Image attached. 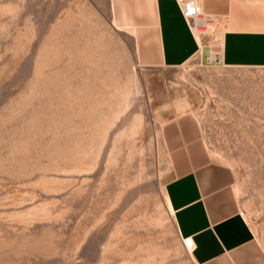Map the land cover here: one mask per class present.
Here are the masks:
<instances>
[{
    "label": "rangeland",
    "instance_id": "obj_1",
    "mask_svg": "<svg viewBox=\"0 0 264 264\" xmlns=\"http://www.w3.org/2000/svg\"><path fill=\"white\" fill-rule=\"evenodd\" d=\"M134 36L107 0H0V264H195L165 194L181 94L264 263V68L147 66Z\"/></svg>",
    "mask_w": 264,
    "mask_h": 264
},
{
    "label": "crops",
    "instance_id": "obj_2",
    "mask_svg": "<svg viewBox=\"0 0 264 264\" xmlns=\"http://www.w3.org/2000/svg\"><path fill=\"white\" fill-rule=\"evenodd\" d=\"M107 2L114 27L134 32L141 63L178 68L195 60L211 65L214 44L201 43V33L190 30L175 0ZM197 2L215 20L219 66L264 68V0ZM185 101L181 94L162 126L174 170L165 194L177 233L181 240L190 238L195 264H264L254 250V231L239 213L233 174L210 158L199 122L185 109Z\"/></svg>",
    "mask_w": 264,
    "mask_h": 264
},
{
    "label": "built area",
    "instance_id": "obj_3",
    "mask_svg": "<svg viewBox=\"0 0 264 264\" xmlns=\"http://www.w3.org/2000/svg\"><path fill=\"white\" fill-rule=\"evenodd\" d=\"M179 6L180 12L183 18L186 20L190 30L193 32V28L201 33L202 39L204 37H209L213 32L214 18L211 15L203 13L199 6L197 0H175ZM211 58L208 62L212 65L221 64V56L219 51L214 50L211 53ZM241 216L244 215L243 211L239 212Z\"/></svg>",
    "mask_w": 264,
    "mask_h": 264
},
{
    "label": "bare ground",
    "instance_id": "obj_4",
    "mask_svg": "<svg viewBox=\"0 0 264 264\" xmlns=\"http://www.w3.org/2000/svg\"><path fill=\"white\" fill-rule=\"evenodd\" d=\"M193 30H194L193 33H195V35L196 34L198 35V33H197L198 31L195 28H193ZM184 245L187 248H190L191 247V240H190V238L189 239H184Z\"/></svg>",
    "mask_w": 264,
    "mask_h": 264
}]
</instances>
